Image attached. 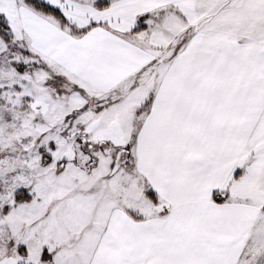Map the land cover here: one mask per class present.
<instances>
[{"label": "snow or ice", "instance_id": "snow-or-ice-1", "mask_svg": "<svg viewBox=\"0 0 264 264\" xmlns=\"http://www.w3.org/2000/svg\"><path fill=\"white\" fill-rule=\"evenodd\" d=\"M0 264H264V0H0Z\"/></svg>", "mask_w": 264, "mask_h": 264}]
</instances>
